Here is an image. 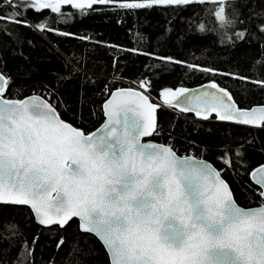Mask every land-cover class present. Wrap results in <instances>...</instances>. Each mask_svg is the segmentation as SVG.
Listing matches in <instances>:
<instances>
[{
	"label": "snow or ice",
	"instance_id": "6c2138e0",
	"mask_svg": "<svg viewBox=\"0 0 264 264\" xmlns=\"http://www.w3.org/2000/svg\"><path fill=\"white\" fill-rule=\"evenodd\" d=\"M206 3L219 5L214 17L220 28L244 23L235 10L226 14L231 0H0V9L8 10L0 11V34L10 35V25L28 26L22 14L29 10ZM257 27L264 33V24ZM198 31H206L204 22ZM233 36V42H243L247 29ZM237 78L264 87V80ZM9 86L10 79L0 73V205L29 206L44 226L63 227L78 218L80 230L102 242L110 264H264V164L247 173L261 202L244 209L222 178L223 169L180 158L170 146L142 142L157 130L160 105L149 95L133 89L111 93L102 105L106 123L88 134L64 122L50 101L4 98ZM138 87L147 92L150 85L141 81ZM209 87L216 91L188 95L183 87L163 89L160 98L163 105L203 120L214 113L221 121L264 126V107L241 110L227 90L214 82ZM235 156L243 164L239 150ZM220 161L233 166L227 151ZM36 243L29 247L25 240L13 264H35Z\"/></svg>",
	"mask_w": 264,
	"mask_h": 264
},
{
	"label": "trees",
	"instance_id": "16d2710c",
	"mask_svg": "<svg viewBox=\"0 0 264 264\" xmlns=\"http://www.w3.org/2000/svg\"><path fill=\"white\" fill-rule=\"evenodd\" d=\"M218 7L206 3L131 10L110 4L84 10L63 5L61 13L29 10L22 14L28 26L10 25V35L0 34V73L10 79L4 97L39 94L55 105L63 120L85 133L102 122L101 105L113 89L141 81L149 83L147 94L156 100L163 89L214 82L239 107L262 105L264 87L237 77L264 80V33L257 27L264 24V0H231L226 14L235 10L244 21L235 28L218 26ZM201 22L203 33L198 31ZM241 29H247V39L233 42V33ZM158 57H171L172 62ZM156 131L152 138L171 142L177 154L203 158L223 169L240 206L260 204L259 189L247 173L264 163V126L219 121L215 115L203 120L166 106L157 110ZM238 150L243 164L237 163ZM225 151L232 167L220 161ZM34 239L35 264H110L99 240L80 231L76 219L63 227H44L28 207L0 205V264H13L23 242L32 247Z\"/></svg>",
	"mask_w": 264,
	"mask_h": 264
},
{
	"label": "water",
	"instance_id": "95a60500",
	"mask_svg": "<svg viewBox=\"0 0 264 264\" xmlns=\"http://www.w3.org/2000/svg\"><path fill=\"white\" fill-rule=\"evenodd\" d=\"M6 77V76H5ZM211 83H204V84H200V85H196V86H193V87H190V88H187L188 90H189V92H188V95H196V94H198L199 92H203V91H208V92H214V91H216L215 89H212V88H210L209 87V85H210ZM218 86V85H217ZM218 88H222V87H220V86H218ZM127 89H133V90H136V91H140V92H142V93H144V94H146L145 92H143V91H141V90H139L138 88H136L135 86H125V87H117V88H115V89H113L110 93H109V95H108V97L103 101V103H102V105L105 103V101L107 100V99H110L111 98V93H113V92H115V91H117V90H127ZM223 89V88H222ZM147 95V94H146ZM32 97H40L41 99H43V100H47L46 98H44L43 96H41V95H39V94H30V95H27V96H25V97H22V98H7V97H4V98H6V99H20V100H26V99H30V98H32ZM150 99H151V102L153 103V104H158V105H160V107H166L165 105H163V104H161V103H159V102H157L155 99H153L152 97H150ZM181 99H183V98H181ZM225 99H227V98H225ZM48 101V100H47ZM232 102H234L235 104H236V106L239 108V109H241V110H248V111H250L252 108H259V107H264V104H262V105H254V106H251V107H249V108H242V107H239L238 105H237V103L234 101V99H233V101ZM174 103H176L175 101H174ZM102 105H101V110H102ZM159 108V107H158ZM177 109H179V107H176ZM158 110V109H157ZM180 110V109H179ZM57 111V110H56ZM191 113H195V112H191ZM57 114L59 115V113H58V111H57ZM102 115H103V120H102V122L94 129V130H92L91 132H89L88 134H91V133H93V132H96L98 129H100L105 123H106V121H107V117H106V115L104 114V112H103V110H102ZM212 115H215L214 113L212 114ZM59 117H60V115H59ZM61 118V117H60ZM62 119V118H61ZM156 119H157V112H156ZM63 120V119H62ZM219 120V119H218ZM64 122H66V123H68L70 126H72V127H75V126H73L72 124H70L69 122H67V121H65V120H63ZM219 121H221V120H219ZM224 122H231V121H224ZM231 123H234V122H231ZM236 124V123H235ZM246 126H249V127H253V128H258L257 126H252V125H246ZM76 129H78V130H82V129H80V128H77V127H75ZM153 135L151 136V137H143L142 138V142H144V143H154V144H157V145H165V146H168V145H166V144H164V143H160V142H157V141H155L153 138ZM176 155L178 156V157H180V158H185V157H192V158H194V159H201V160H204L203 158H199V157H196V156H192V155H179V154H177L176 153ZM204 161H206V162H208V163H210L209 161H207V160H204ZM212 166H213V164L212 163H210ZM264 164V163H263ZM258 166V165H257ZM257 166H255V167H257ZM214 167V166H213ZM254 167V168H255ZM253 169V168H252ZM251 169V170H252ZM250 170V171H251ZM249 177V176H248ZM223 178V177H222ZM224 179V178H223ZM249 180L252 182V180L249 178ZM253 183V182H252ZM254 184V183H253ZM255 185V184H254ZM256 186V185H255ZM258 187V186H257ZM234 198V197H233ZM235 200V199H234ZM236 202V201H235ZM237 203V202H236ZM238 204V203H237ZM238 206H240L239 204H238ZM259 206V205H258ZM258 206H254V207H248V208H245V207H242V206H240V207H242V208H244V209H250V208H256V207H258ZM26 207H28L29 209H30V207L29 206H26ZM30 211H31V209H30ZM31 213H32V215H33V217H34V220H35V222L37 223V224H39L38 223V218L37 217H35V215H34V213L31 211ZM73 219H76L77 220V222H78V228L80 229V227H79V220H78V218H73ZM40 225V224H39ZM41 226H44V225H41ZM44 227H48V226H44ZM81 231V230H80ZM92 235H94V234H92ZM98 239V238H97ZM99 240V239H98ZM99 242L101 243V245H102V242L99 240ZM104 248V247H103ZM105 249V248H104ZM106 251V250H105ZM107 253V252H106ZM108 255V254H107ZM108 259H109V256H108ZM109 263H110V261H109Z\"/></svg>",
	"mask_w": 264,
	"mask_h": 264
},
{
	"label": "rangeland",
	"instance_id": "374dc122",
	"mask_svg": "<svg viewBox=\"0 0 264 264\" xmlns=\"http://www.w3.org/2000/svg\"><path fill=\"white\" fill-rule=\"evenodd\" d=\"M138 85H139V84H131L130 86H135V87L138 88L139 90L145 92L144 89L139 88ZM145 93L147 94V92H145ZM147 95H148V94H147ZM155 100H156V99H155ZM156 101L159 102V103H161V104H163V101H162L161 98H160L159 100H156ZM194 117H195V118H199V117H197V116L195 115V113H194ZM200 119H201V118H200Z\"/></svg>",
	"mask_w": 264,
	"mask_h": 264
},
{
	"label": "built area",
	"instance_id": "2783aa9c",
	"mask_svg": "<svg viewBox=\"0 0 264 264\" xmlns=\"http://www.w3.org/2000/svg\"><path fill=\"white\" fill-rule=\"evenodd\" d=\"M155 134H159V132H158V131H156V132L153 134V136H154ZM164 144H166V145H168V146L172 147V144H171V142H166V143H164Z\"/></svg>",
	"mask_w": 264,
	"mask_h": 264
}]
</instances>
